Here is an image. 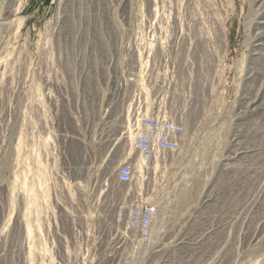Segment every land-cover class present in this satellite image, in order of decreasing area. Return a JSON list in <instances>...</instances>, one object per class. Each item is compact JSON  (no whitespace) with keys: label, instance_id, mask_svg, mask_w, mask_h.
<instances>
[{"label":"rangeland","instance_id":"374dc122","mask_svg":"<svg viewBox=\"0 0 264 264\" xmlns=\"http://www.w3.org/2000/svg\"><path fill=\"white\" fill-rule=\"evenodd\" d=\"M261 2L0 0V264H264ZM136 113L180 151L142 159Z\"/></svg>","mask_w":264,"mask_h":264},{"label":"built area","instance_id":"2783aa9c","mask_svg":"<svg viewBox=\"0 0 264 264\" xmlns=\"http://www.w3.org/2000/svg\"><path fill=\"white\" fill-rule=\"evenodd\" d=\"M138 114V113H137ZM185 137L183 122L176 117L165 115L138 114L134 128L133 146L142 159L150 160L159 153H177L182 148ZM135 165L126 161L117 169V181L131 183L134 179ZM151 203L139 202L128 211L125 228L128 239L147 243L154 216Z\"/></svg>","mask_w":264,"mask_h":264},{"label":"bare ground","instance_id":"6f19581e","mask_svg":"<svg viewBox=\"0 0 264 264\" xmlns=\"http://www.w3.org/2000/svg\"><path fill=\"white\" fill-rule=\"evenodd\" d=\"M259 1L261 2V0H255V2L257 3H259ZM261 3H264V1H262ZM260 5H262V4H260ZM259 5V6H260ZM14 8H17L16 6H14ZM261 18H263V21L262 22H260L262 25H264V16L263 17H261ZM256 45H263V43H257ZM258 48V47H257ZM136 115L138 116V114L136 113ZM135 120H137V117L135 118ZM135 123V122H134ZM133 136H134V133L132 134ZM131 163H133V161H130ZM134 165H135V162H134ZM116 179H117V176H116ZM152 205V204H151ZM153 206V208H154V214H155V207H154V205H152ZM154 219H155V215L153 216V221H152V225H153V222H154ZM151 231H152V227H151ZM151 231H150V236H151ZM190 246V245H189ZM162 249V248H161ZM188 250H189V248H188ZM191 251V250H190ZM164 252V251H163ZM163 256V255H162ZM166 259V258H165ZM179 260V259H178ZM169 262V261H168ZM179 262V261H178ZM163 263V262H162ZM173 263V262H172Z\"/></svg>","mask_w":264,"mask_h":264},{"label":"crops","instance_id":"0c3cea01","mask_svg":"<svg viewBox=\"0 0 264 264\" xmlns=\"http://www.w3.org/2000/svg\"><path fill=\"white\" fill-rule=\"evenodd\" d=\"M145 249H146V248H144V250H145ZM145 251H146V250H145ZM145 251H144V252H145Z\"/></svg>","mask_w":264,"mask_h":264}]
</instances>
